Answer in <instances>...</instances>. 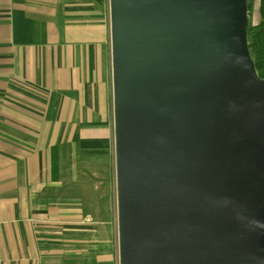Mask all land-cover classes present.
<instances>
[{
	"label": "water",
	"instance_id": "water-1",
	"mask_svg": "<svg viewBox=\"0 0 264 264\" xmlns=\"http://www.w3.org/2000/svg\"><path fill=\"white\" fill-rule=\"evenodd\" d=\"M120 264H264L249 0H108Z\"/></svg>",
	"mask_w": 264,
	"mask_h": 264
},
{
	"label": "crops",
	"instance_id": "crops-1",
	"mask_svg": "<svg viewBox=\"0 0 264 264\" xmlns=\"http://www.w3.org/2000/svg\"><path fill=\"white\" fill-rule=\"evenodd\" d=\"M107 21L95 0H0V264L113 261L111 182L83 153L111 142Z\"/></svg>",
	"mask_w": 264,
	"mask_h": 264
},
{
	"label": "rangeland",
	"instance_id": "rangeland-1",
	"mask_svg": "<svg viewBox=\"0 0 264 264\" xmlns=\"http://www.w3.org/2000/svg\"><path fill=\"white\" fill-rule=\"evenodd\" d=\"M106 7H107V11H108V23H109V33H110V9H109V1L106 0ZM260 12H259V0H254L253 6H252V11L250 13V23L255 26L258 25L260 23L261 17L259 16ZM111 35V33H110ZM110 73H111V81H110V93H111V100L109 101L110 107H109V114H110V109H111V142L107 143V141L105 143H100V146H97V149L95 150L94 148H91L89 146H93L94 144L89 145L86 149L87 151H83V153H88L90 158L87 159V162L85 163L84 167H89L91 170H100L103 173L107 171V173H104V176L108 175L109 177V181L111 182V184L106 188L104 187V185H98L99 187H101L99 189V191L104 192V196L105 198H103V205H107L108 209H109V215L107 217V221L112 223V226L108 225L107 226V234L110 240L109 247L111 246V249L108 250L107 248L105 250H107L108 252H112L114 253V258L113 261L111 263H105V264H120L119 261V235H118V209H117V177H116V153H115V133H114V115H113V100H112V60L110 58ZM107 139H109V137H107ZM85 150V149H84ZM85 157H87L85 155ZM81 154L79 151H77L75 153V160H76V164L77 167L81 170L82 165L80 164L81 159ZM76 167V170L78 171ZM85 170V169H84ZM77 178V177H76ZM80 181V178L78 179ZM96 185L95 183H90V182H84L82 189L79 188V186H77V191L81 192L78 193L80 196V200H82L83 196L82 193L87 192L88 194L91 193L92 191H94V193L97 192L96 189H98L97 187L95 188ZM99 184V183H98ZM107 184V183H106ZM78 198V197H77ZM80 200L77 199V203H80ZM95 202V201H93ZM82 206V205H81ZM83 208V206H82ZM93 208V207H92ZM93 210V209H92ZM94 212V211H93ZM86 217V216H85ZM95 217V221H97V215H90V217H88L89 220L93 221ZM104 249V248H103ZM104 251V250H103ZM99 253V251H92L91 255L88 256V260H89V264L93 262L92 259H94L95 254ZM87 262V259L85 261V264Z\"/></svg>",
	"mask_w": 264,
	"mask_h": 264
},
{
	"label": "trees",
	"instance_id": "trees-1",
	"mask_svg": "<svg viewBox=\"0 0 264 264\" xmlns=\"http://www.w3.org/2000/svg\"><path fill=\"white\" fill-rule=\"evenodd\" d=\"M98 4L105 3L106 0H95ZM254 0H249V12L252 11ZM260 23L248 28V42L250 53L256 63L259 76L264 79V0H259Z\"/></svg>",
	"mask_w": 264,
	"mask_h": 264
}]
</instances>
